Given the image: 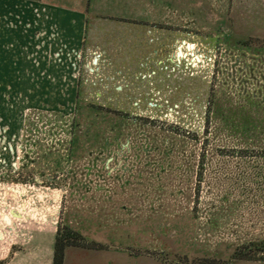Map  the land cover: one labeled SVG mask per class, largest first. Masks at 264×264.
I'll list each match as a JSON object with an SVG mask.
<instances>
[{"label": "rangeland", "instance_id": "1", "mask_svg": "<svg viewBox=\"0 0 264 264\" xmlns=\"http://www.w3.org/2000/svg\"><path fill=\"white\" fill-rule=\"evenodd\" d=\"M66 226L104 248L63 264H264V0H0V264Z\"/></svg>", "mask_w": 264, "mask_h": 264}, {"label": "trees", "instance_id": "2", "mask_svg": "<svg viewBox=\"0 0 264 264\" xmlns=\"http://www.w3.org/2000/svg\"><path fill=\"white\" fill-rule=\"evenodd\" d=\"M240 44H242L245 47H250L252 46L251 43L248 41H240ZM211 99V104H210V110H211V105L214 106L212 103ZM142 120L140 117H135V121ZM154 122L155 124L162 123V121H159V119H152L150 120ZM191 130V129H190ZM186 129L184 130L185 133L187 134H196L197 130H192L191 131ZM70 246H78V247H87V248H104L102 245L95 244L91 241H88L85 237H83L80 233L77 231L72 230L70 227H62L57 230L55 234V240H54V245H53V261L52 264H63L64 263V257H65V250L67 247ZM252 248V247H251ZM245 258H252L250 256H245Z\"/></svg>", "mask_w": 264, "mask_h": 264}]
</instances>
